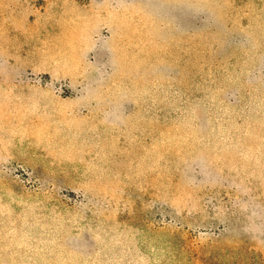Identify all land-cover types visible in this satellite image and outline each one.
Segmentation results:
<instances>
[{
    "label": "rangeland",
    "instance_id": "1",
    "mask_svg": "<svg viewBox=\"0 0 264 264\" xmlns=\"http://www.w3.org/2000/svg\"><path fill=\"white\" fill-rule=\"evenodd\" d=\"M0 264H264V0H0Z\"/></svg>",
    "mask_w": 264,
    "mask_h": 264
}]
</instances>
